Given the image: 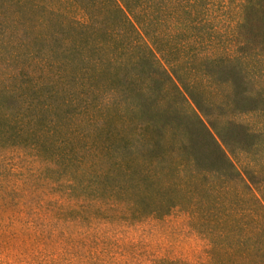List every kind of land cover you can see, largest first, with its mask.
<instances>
[{"label":"trees","instance_id":"16d2710c","mask_svg":"<svg viewBox=\"0 0 264 264\" xmlns=\"http://www.w3.org/2000/svg\"><path fill=\"white\" fill-rule=\"evenodd\" d=\"M105 207L264 264V0H0V264H131Z\"/></svg>","mask_w":264,"mask_h":264},{"label":"rangeland","instance_id":"374dc122","mask_svg":"<svg viewBox=\"0 0 264 264\" xmlns=\"http://www.w3.org/2000/svg\"><path fill=\"white\" fill-rule=\"evenodd\" d=\"M179 121L181 128L188 133L193 128L197 129L194 119L184 117ZM216 125L217 128L223 129L224 125L221 122H217ZM125 151L123 150L122 153L126 154ZM149 153L153 157L152 161L156 165V170L165 167L166 158L162 147H155ZM203 164L204 162L201 161L197 167ZM19 165L27 170L31 167L27 161H19ZM140 178L147 186L149 181L143 176ZM106 208L100 213L101 219H97L94 226L100 229L106 243L115 251L127 255L128 260H126L131 264H162V260H189L198 263L207 259L206 240L188 229L181 214L174 212L163 220L149 219L151 214H147L148 219L135 223L127 218L116 217L114 211ZM115 259L124 260L119 255Z\"/></svg>","mask_w":264,"mask_h":264}]
</instances>
